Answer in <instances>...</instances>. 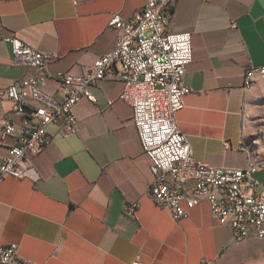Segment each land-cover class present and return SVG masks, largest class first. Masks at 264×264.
Listing matches in <instances>:
<instances>
[{"label":"crops","instance_id":"obj_1","mask_svg":"<svg viewBox=\"0 0 264 264\" xmlns=\"http://www.w3.org/2000/svg\"><path fill=\"white\" fill-rule=\"evenodd\" d=\"M172 3L167 30L192 34L193 61L184 78L189 91L176 115L192 158L228 168L264 161V78L244 83L248 67L264 65V0ZM144 5L0 0V93L33 73L13 61L5 37L16 35L57 55L46 89L61 97L54 75L83 73L112 51L119 35L110 25L114 13L130 20ZM117 75L90 85L95 102H77V133L64 136L58 125L47 127L51 141L34 157L38 180L9 176L0 182V245H18L14 264H264V238L236 237L207 199L180 220L154 200L153 163ZM14 106L0 99V123L6 117L20 121ZM8 153L0 138V160ZM256 176L264 183V169ZM133 202L140 206L131 215L125 207Z\"/></svg>","mask_w":264,"mask_h":264},{"label":"built area","instance_id":"obj_2","mask_svg":"<svg viewBox=\"0 0 264 264\" xmlns=\"http://www.w3.org/2000/svg\"><path fill=\"white\" fill-rule=\"evenodd\" d=\"M172 9V0H145L130 20L114 13L110 25L119 31L116 47L99 56L83 73H56L61 97L46 89V80L52 76L49 64L57 55L41 51L16 35L5 37L13 61L33 73L0 93V99L14 102V114L20 119L15 122L6 117L0 123L1 141L9 148L0 160V182L9 176L38 180L34 157L51 141L47 127L58 125L64 136L77 133V102L82 97L95 102L90 85L118 73L124 83L121 98L133 106L140 141L153 163L149 191L154 200L180 220L207 199L213 215L230 225L236 237L264 232V183L256 176L264 169V161L249 162L242 168L197 162L188 137L179 127L176 115L189 91L184 78L193 61V47L191 32L167 30ZM118 63L120 70L115 69ZM250 67L264 70V65ZM189 181L194 185L186 188ZM139 206V202L129 203L125 211L134 215ZM19 257L18 245H0V264H14Z\"/></svg>","mask_w":264,"mask_h":264},{"label":"bare ground","instance_id":"obj_3","mask_svg":"<svg viewBox=\"0 0 264 264\" xmlns=\"http://www.w3.org/2000/svg\"><path fill=\"white\" fill-rule=\"evenodd\" d=\"M255 77L264 78V70H261L260 67H250L246 72V77H245L246 84L250 85L254 83ZM248 236H257L264 238V232L249 233ZM238 237L245 238V236H238Z\"/></svg>","mask_w":264,"mask_h":264}]
</instances>
